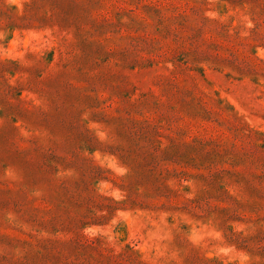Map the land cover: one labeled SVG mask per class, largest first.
Masks as SVG:
<instances>
[{
	"label": "rangeland",
	"instance_id": "obj_1",
	"mask_svg": "<svg viewBox=\"0 0 264 264\" xmlns=\"http://www.w3.org/2000/svg\"><path fill=\"white\" fill-rule=\"evenodd\" d=\"M0 264H264V0H0Z\"/></svg>",
	"mask_w": 264,
	"mask_h": 264
}]
</instances>
